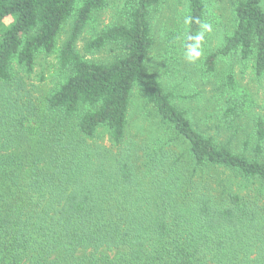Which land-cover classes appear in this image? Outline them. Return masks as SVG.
Returning <instances> with one entry per match:
<instances>
[{
	"label": "trees",
	"instance_id": "16d2710c",
	"mask_svg": "<svg viewBox=\"0 0 264 264\" xmlns=\"http://www.w3.org/2000/svg\"><path fill=\"white\" fill-rule=\"evenodd\" d=\"M184 1L185 50L195 18L214 13ZM162 3L132 0L79 49L106 0H0V264H264V107L234 73L264 80L262 0L233 1L195 66L222 105L213 127L192 123L148 64ZM51 55L56 81L34 103L25 78ZM135 91L170 133L151 147L126 138Z\"/></svg>",
	"mask_w": 264,
	"mask_h": 264
},
{
	"label": "rangeland",
	"instance_id": "374dc122",
	"mask_svg": "<svg viewBox=\"0 0 264 264\" xmlns=\"http://www.w3.org/2000/svg\"><path fill=\"white\" fill-rule=\"evenodd\" d=\"M233 1L235 0H209L214 13L213 31L202 42V55L195 63H190L184 58L185 50L182 41L186 26L183 22L186 9L185 1L164 0V3L152 17L154 45L148 58V64L164 90L173 96V104L183 110L194 124L202 122L207 123L208 127H213L222 113V105L217 100H213L209 87L204 86V83L202 84L200 81L199 69L195 66L202 59L206 49H213L221 42V34L230 20L229 12ZM131 2L132 0H106L105 9L93 17L92 22L81 35L78 48L81 49L83 42L104 29L122 23ZM262 5L264 8V0H262ZM69 30L70 25H65L59 37L58 46L65 40ZM169 37L177 42L176 46L168 45L167 39ZM89 58L94 61L108 60L110 58L109 49L99 55L89 56ZM224 63L220 62L221 69H223ZM56 70L55 55L42 56L37 61L33 73L25 78L26 89L34 103L42 101L43 96L52 89L53 83L56 81ZM234 73L238 84L246 87L252 96L254 113L260 114L264 107V80L256 79L249 66H237L234 68ZM128 121L126 138L129 142L134 141L140 145L146 144V146L150 145L151 147L159 139H167L170 136L167 129L156 118L153 108L146 104L139 91L132 94ZM106 139V133L103 132L99 135L100 143L107 144ZM241 147L239 143L234 145L233 149L237 152Z\"/></svg>",
	"mask_w": 264,
	"mask_h": 264
},
{
	"label": "clouds",
	"instance_id": "9594fccd",
	"mask_svg": "<svg viewBox=\"0 0 264 264\" xmlns=\"http://www.w3.org/2000/svg\"><path fill=\"white\" fill-rule=\"evenodd\" d=\"M183 22L185 25L192 24L193 17L187 16ZM194 22L200 26L201 30L186 36L188 43L185 44L184 58L190 63H195L201 57V44L205 39V34L213 31V25L209 22H201L199 18H195Z\"/></svg>",
	"mask_w": 264,
	"mask_h": 264
}]
</instances>
